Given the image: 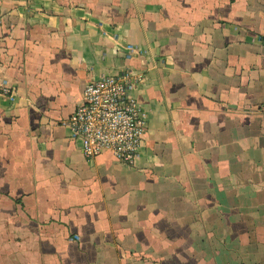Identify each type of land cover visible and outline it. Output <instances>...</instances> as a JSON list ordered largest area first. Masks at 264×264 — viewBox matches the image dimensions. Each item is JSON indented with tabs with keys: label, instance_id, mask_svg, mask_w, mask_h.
<instances>
[{
	"label": "crops",
	"instance_id": "0c3cea01",
	"mask_svg": "<svg viewBox=\"0 0 264 264\" xmlns=\"http://www.w3.org/2000/svg\"><path fill=\"white\" fill-rule=\"evenodd\" d=\"M125 68L136 162L87 157L61 120ZM3 77L0 264H264V0H0Z\"/></svg>",
	"mask_w": 264,
	"mask_h": 264
},
{
	"label": "built area",
	"instance_id": "2783aa9c",
	"mask_svg": "<svg viewBox=\"0 0 264 264\" xmlns=\"http://www.w3.org/2000/svg\"><path fill=\"white\" fill-rule=\"evenodd\" d=\"M143 78L142 72L125 68L102 73L86 82L81 101L61 122L80 141L87 157L109 151L123 163L136 162L147 130L148 114L130 90ZM15 89L7 78H0V92L13 95Z\"/></svg>",
	"mask_w": 264,
	"mask_h": 264
}]
</instances>
